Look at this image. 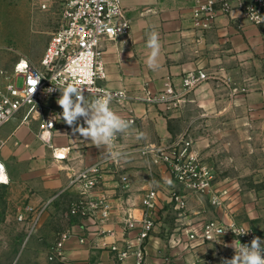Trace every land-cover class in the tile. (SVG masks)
Wrapping results in <instances>:
<instances>
[{
  "label": "crops",
  "instance_id": "crops-1",
  "mask_svg": "<svg viewBox=\"0 0 264 264\" xmlns=\"http://www.w3.org/2000/svg\"><path fill=\"white\" fill-rule=\"evenodd\" d=\"M196 1L123 0L132 22L130 34L102 41L106 84L113 89L140 93L146 87L181 86L182 78L191 71L210 75L178 110L135 104L134 118L129 121L131 134L115 141L116 149L129 150L126 158L106 163L100 183L88 192L91 197L107 198L112 205V221L107 227L121 238L126 209L138 210L145 191L158 190L156 226L147 245L152 263L168 256L175 264H218L222 254L233 251L225 247L233 240L224 236L201 244L189 240L184 230L200 227L208 219L227 222L229 213L264 236V27L234 8L219 14L211 28L201 29L192 20ZM153 30L159 33L161 44L155 71L145 63L150 52L148 33ZM38 128L37 121L29 124L20 118L0 128V158L10 178L8 184L0 183V221L17 220L28 204L43 205L40 232L49 233L58 222L60 231L72 228L75 232L64 247L69 264H120L102 243L99 210L95 217L69 214L72 201L82 196L72 177L111 150L74 133L59 118L50 143L67 149L68 154L57 160L51 145L35 136ZM183 132L193 140L200 164L213 174L212 188L223 193L224 208L213 204L209 194L178 183L166 168L154 166L151 173L140 164L139 158L146 157L140 147L172 141ZM138 133L146 138L138 139ZM173 191L185 195L186 208L177 207Z\"/></svg>",
  "mask_w": 264,
  "mask_h": 264
},
{
  "label": "built area",
  "instance_id": "built-area-1",
  "mask_svg": "<svg viewBox=\"0 0 264 264\" xmlns=\"http://www.w3.org/2000/svg\"><path fill=\"white\" fill-rule=\"evenodd\" d=\"M62 5L60 25L52 33L40 62L35 64L22 59L15 64L13 76L0 80V128L15 118L29 124L35 120L39 124L35 136L51 145L52 134L62 113V108L57 104L61 95L57 86L82 87L86 98L90 93L110 94V108L131 121L135 104L159 106L166 111L178 110L188 96L210 78L207 72L198 70L188 72L182 78L181 86L170 85L160 90L146 87L140 93L110 88L106 84L108 72L102 41L130 34L132 22L123 0H63ZM234 8L240 9L242 16L253 24L264 27V0H197L192 8V20L196 26L207 30L213 26L219 14H228ZM36 77L40 79L34 88L30 81ZM262 95L264 98V86ZM80 123H83L82 118ZM51 147L55 159L64 160L67 157V149ZM139 151L149 156L152 163L166 168L172 178L184 187L200 194L207 193L213 204L225 207L223 193L213 190V174L200 164L193 152V140L187 132L163 144L143 145ZM110 161L116 163L118 160L106 155L74 174L71 182L79 184L82 196L72 201L69 214L95 217L99 210V233L104 239L102 243L120 264H175L168 256H164L160 262L152 263L147 250L156 226L155 210L159 199L157 189L149 188L145 191L138 210L126 209L121 218V238H117L115 229L107 227L112 221V205L106 197H91L88 192L100 183L104 165ZM0 163L6 168V172L0 174V183L8 184L10 178L7 166L1 158ZM172 196L177 207L186 208L187 199L184 194L173 191ZM44 211L43 205L28 204L19 212L17 220L26 223L32 233L41 223ZM184 231L189 240L201 244L218 241L224 236L239 240L242 244H250L254 237L264 240L262 234L240 223L232 213H229L227 222L208 219L200 227H186ZM242 231L248 232L236 235ZM74 235L72 228L58 232L50 248L49 259L59 264H69L64 247ZM108 235L114 239L105 240ZM233 255L234 250L222 254L221 258H232ZM75 264L90 263L81 261ZM218 264H221V259Z\"/></svg>",
  "mask_w": 264,
  "mask_h": 264
},
{
  "label": "rangeland",
  "instance_id": "rangeland-1",
  "mask_svg": "<svg viewBox=\"0 0 264 264\" xmlns=\"http://www.w3.org/2000/svg\"><path fill=\"white\" fill-rule=\"evenodd\" d=\"M62 1L0 0V80L13 76L15 64L22 59L40 62L52 33L60 25ZM139 162L151 173L158 166L147 156ZM249 184L246 179L245 185ZM41 223L30 233L27 224L19 220L0 221V264H59L49 259L50 248L60 232L59 222L50 227L49 233L38 230L43 229Z\"/></svg>",
  "mask_w": 264,
  "mask_h": 264
},
{
  "label": "clouds",
  "instance_id": "clouds-1",
  "mask_svg": "<svg viewBox=\"0 0 264 264\" xmlns=\"http://www.w3.org/2000/svg\"><path fill=\"white\" fill-rule=\"evenodd\" d=\"M147 48L150 52L145 61L147 67L153 71L159 67L158 58L161 51L159 33L151 31L148 33ZM40 77L33 78L30 84L35 88ZM61 93L57 104L62 108L60 119H62L73 132H78L85 139L93 142L97 147L103 146L111 151L108 155L113 160L126 158L123 150L115 148V141L118 136L131 134L132 125L129 121L118 115L110 108L112 96L110 94H93V99L85 97L82 87L73 85L57 86ZM50 89L49 91H53ZM83 123H80V120ZM138 139H145L144 133L137 134ZM6 172L5 165L0 163V174ZM169 183H171L169 181ZM242 231L236 235L247 234ZM234 250L232 258H221V264H264V240L254 237L250 244H242L239 240H233L231 244L225 245Z\"/></svg>",
  "mask_w": 264,
  "mask_h": 264
}]
</instances>
